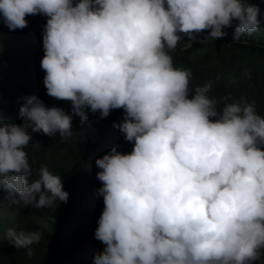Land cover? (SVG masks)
<instances>
[{
    "label": "clouds",
    "instance_id": "9594fccd",
    "mask_svg": "<svg viewBox=\"0 0 264 264\" xmlns=\"http://www.w3.org/2000/svg\"><path fill=\"white\" fill-rule=\"evenodd\" d=\"M42 15L41 69L48 96L71 102V114L24 98L21 124L0 115V189L35 209L67 203L61 176L36 173L26 147L31 133L73 135V117L107 118L132 151L116 145L96 159L104 209L94 238L105 247L93 264H255L264 256V116L254 101L212 98L209 81L189 98L190 69L174 67L170 52L187 37L234 41L260 30L250 0H0L10 31ZM223 104L222 108L218 105ZM29 176L36 177L31 181ZM17 249L41 233L9 228Z\"/></svg>",
    "mask_w": 264,
    "mask_h": 264
},
{
    "label": "trees",
    "instance_id": "16d2710c",
    "mask_svg": "<svg viewBox=\"0 0 264 264\" xmlns=\"http://www.w3.org/2000/svg\"><path fill=\"white\" fill-rule=\"evenodd\" d=\"M260 9V30L244 34L234 41L235 24L224 29L226 35L216 40L204 37L195 41L184 37L170 52L174 67L191 70L189 98L196 86L212 83V98L230 97L227 102L245 98L254 101L256 111L264 116V0H250ZM28 26L10 31L0 23V115L15 124H21L19 109L24 98L35 96L47 107H60L71 114V102L60 101L47 95L43 83L44 56L42 34L46 17H26ZM191 43V44H190ZM190 44V45H188ZM224 105H218L222 108ZM88 120L81 125L73 117V135L62 139L42 133H31L32 141L26 147L29 163L36 173L45 165L61 176L67 203L57 202L50 209H35L13 203L20 200L18 193L0 189V264H93V256L105 247L94 238L98 220L104 209L103 198L97 193L102 183L96 178L99 169L95 161L120 145L118 151L130 153L133 144L125 141L118 125L122 122V109L112 110L107 118L99 112L86 113ZM36 177L29 176L31 183ZM9 228L41 233L39 243L27 249H17L4 237ZM255 264H264V256Z\"/></svg>",
    "mask_w": 264,
    "mask_h": 264
},
{
    "label": "rangeland",
    "instance_id": "374dc122",
    "mask_svg": "<svg viewBox=\"0 0 264 264\" xmlns=\"http://www.w3.org/2000/svg\"><path fill=\"white\" fill-rule=\"evenodd\" d=\"M191 44V43H190ZM190 44H188V45H190Z\"/></svg>",
    "mask_w": 264,
    "mask_h": 264
}]
</instances>
